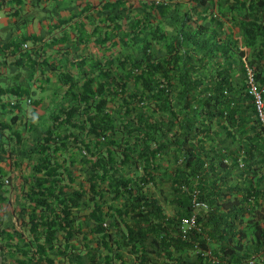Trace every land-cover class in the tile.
Instances as JSON below:
<instances>
[{
    "label": "trees",
    "instance_id": "trees-1",
    "mask_svg": "<svg viewBox=\"0 0 264 264\" xmlns=\"http://www.w3.org/2000/svg\"><path fill=\"white\" fill-rule=\"evenodd\" d=\"M102 1L81 7L102 17L82 41L139 44L141 53L92 56L89 66L75 59L80 71L61 73L66 101L47 123H32L31 142L20 128L0 132V203L11 187L16 219L6 226L0 215V264H210L204 249L215 264H264V189L255 181L264 124L247 76L250 68L264 101V1L243 13L252 23L241 43L222 37L209 12L191 29V15L173 16L169 0ZM233 169L243 183L222 187ZM164 183L171 214L151 191ZM194 196L208 208L184 237ZM248 223L253 244L242 241Z\"/></svg>",
    "mask_w": 264,
    "mask_h": 264
},
{
    "label": "crops",
    "instance_id": "crops-1",
    "mask_svg": "<svg viewBox=\"0 0 264 264\" xmlns=\"http://www.w3.org/2000/svg\"><path fill=\"white\" fill-rule=\"evenodd\" d=\"M98 1L39 0L37 3L35 0H0V132L6 135L8 131L13 133L15 128H26L30 132L34 126L32 123H47L49 114L53 110L44 118L41 110L38 112V107L46 102L47 94L50 99L59 100L60 104L66 101L64 95L66 84L61 73L67 70L76 75L81 67L75 63V59H80L82 56L86 60L85 66H89L92 56L103 61L112 55V53L99 54L98 48L103 45L104 49V45H108L107 42L97 44L93 36L84 41L80 37V33L84 31H93L99 19H102L94 10L85 12L81 11V7L86 3ZM140 1L135 0L134 6ZM252 2L253 0H208L200 5L194 0H169V5L172 9L177 7L176 15H173L175 17L185 12L191 15V29L195 26L193 25L195 20L204 21L203 16L212 14L215 16L216 24L211 23V26L216 27L222 33V37L228 34L240 39L245 35L242 25L245 22L252 23L249 16H246L247 18L242 16L247 10L250 11ZM118 4H121V0H118ZM129 4L130 0L124 2L126 6ZM155 11L152 13L155 14L157 12ZM262 15L261 10L256 22L264 21ZM134 17L142 20L141 15L136 14ZM217 22L218 26H216ZM105 29L106 25H102L97 35ZM169 32L172 35L175 31ZM241 42L242 39L239 43ZM89 45L96 46L97 52L84 49L90 48ZM240 46L245 49L244 45L240 44ZM247 51L249 56L257 50ZM51 89L52 93H48ZM15 114L18 116L17 123L12 122L14 119L12 116ZM31 117L32 119L38 117L40 120L35 122ZM237 173V169L229 171V176L222 181L221 186L242 184L243 177L238 176ZM255 181L261 190L264 189V169L261 176H256ZM254 219L256 220L257 216ZM260 224L264 226V219L260 220ZM243 227L246 229V235L242 237L243 243L253 244L257 239L252 231L253 224L248 223ZM212 245L218 244L212 242Z\"/></svg>",
    "mask_w": 264,
    "mask_h": 264
},
{
    "label": "rangeland",
    "instance_id": "rangeland-1",
    "mask_svg": "<svg viewBox=\"0 0 264 264\" xmlns=\"http://www.w3.org/2000/svg\"><path fill=\"white\" fill-rule=\"evenodd\" d=\"M36 25V24H35ZM167 29V33L168 36L170 37V30L171 28H166ZM90 48L85 47L84 49L87 50L89 49L91 52H97L96 50V46L93 47L92 45H89ZM163 48V42L162 43H153L152 45V49L155 52H159L161 51V49ZM99 49V54L102 55V53L108 54V53H112V55L114 56H120V55H124L127 53H131L134 55H138L141 53L140 50V46L139 44H127V45H123V44H117V45H112L110 46L108 45H104V49H103V45H101V47L98 48ZM104 50V52H103ZM75 72V68L73 70ZM53 89V88H52ZM52 89L48 91V93H52ZM58 93V92H57ZM54 94V92H53ZM29 103V102H27ZM60 104L59 100H54V99H50L49 95L47 94L46 96V102L43 103V106H39L38 107V112H40L42 115L44 116V118L47 117L49 111L54 110L56 108V106H58ZM32 119V117H31ZM32 120L39 121L40 119L38 117L33 118ZM22 129V134L23 137L26 139V142L29 143L31 142V139L29 138V131L26 128H21ZM11 188V187H10ZM8 189L6 192V200H4L3 202L0 203V215H2L4 224L6 226H10L11 224L15 223L16 219H15V214L13 212V207H14V203H13V198H14V193L12 189ZM162 188L164 190V192L160 193L159 190L157 188H152L151 191L154 195H156L158 197V199L160 200V202L163 205V208L165 211L172 213L173 209H172V204L169 203L167 201V197H169L168 194V186L166 183H164L162 185ZM166 196V198H164V196Z\"/></svg>",
    "mask_w": 264,
    "mask_h": 264
},
{
    "label": "built area",
    "instance_id": "built-area-1",
    "mask_svg": "<svg viewBox=\"0 0 264 264\" xmlns=\"http://www.w3.org/2000/svg\"><path fill=\"white\" fill-rule=\"evenodd\" d=\"M247 76H248V83H249V91L253 94V102L255 105L256 113L259 117L260 122L262 124H264V101H263L262 94H261L262 88H259L257 83H255V81L253 79L252 71L250 70V68H248ZM193 205H194L196 210L194 212H192L189 215V217L184 219V221L182 222L181 229H182V234L184 237L187 235V233L190 231V229H199V226L196 222V215H197L196 211H197V209L208 208L207 202L197 200L195 198V196L193 197ZM194 247L197 250H200L197 243H194ZM201 252L204 255H207L211 259L210 264H215V262H217V260H218L217 257L212 255L211 251L209 249H204ZM258 259H260V255L252 256L251 258L248 259V261L249 262H253V261L260 262Z\"/></svg>",
    "mask_w": 264,
    "mask_h": 264
}]
</instances>
